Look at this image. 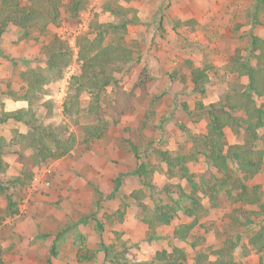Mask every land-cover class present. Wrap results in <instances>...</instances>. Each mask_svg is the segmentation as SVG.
<instances>
[{"label": "rangeland", "instance_id": "obj_1", "mask_svg": "<svg viewBox=\"0 0 264 264\" xmlns=\"http://www.w3.org/2000/svg\"><path fill=\"white\" fill-rule=\"evenodd\" d=\"M87 1L77 21L63 15L59 24L50 25L45 32L33 27L27 35L10 24L0 35V112L27 107V101L12 94L21 97L28 87L27 75L21 73L47 67L46 51L55 35L68 41L71 63L62 79L43 86L47 93L34 109L46 127L57 131L66 128L76 137L68 154L31 167V163L19 161L10 143L15 130L26 133L29 127L14 120L0 122V136L10 143L3 156L0 181L23 180L12 191L17 214L10 213L12 208L0 194V264H48L56 238L58 256L52 258L53 264H112L100 248L101 239L112 243L125 264H161L156 259L159 253L178 257L183 264H196L197 253H210L213 260L216 255L212 251L237 234L241 241L234 252L236 264H264V249L257 251L248 244L246 254L241 246L264 228V166L253 176L232 166L221 172L205 152L210 122L205 107L223 102L228 93L246 85V78L236 71L237 57L243 61L246 56L253 66L260 64L249 44L253 36L264 38V2L132 0L128 5L137 9L139 20L124 31L113 29L119 18L105 10L106 0ZM93 23H102L109 30L107 41L123 38L122 42L135 50L128 63L108 67V73L123 89L135 90V111L116 117V121L107 116L108 124L100 137L87 135L83 127L87 106L96 92L94 87H83L72 115L63 109L72 76L81 72L79 37L93 29ZM195 67L206 68L204 93L194 89ZM143 69L149 74L145 95L135 86ZM111 87H104L102 94L113 96ZM47 99L53 103L50 116L46 114ZM255 103L264 107V96H256ZM236 115L244 117L245 111L238 110ZM224 132L226 146L246 139L245 126H228ZM262 133L264 126L259 129ZM257 142L258 147L263 146ZM132 143L138 145L139 160ZM159 151H167L173 158L183 157L196 181L194 189L181 164L169 165ZM121 152L133 157L131 164L122 163L125 159L119 156ZM142 163L153 186L146 185L137 173L128 176L126 169L133 171ZM46 168H51V173L45 174ZM118 177L122 184L116 189L114 181ZM42 178L49 179L50 186L43 184ZM228 189L233 191L232 196L227 194ZM239 191H243V197ZM188 194L197 196L199 203L195 205L186 197L175 202L174 198ZM141 202L152 211L161 207L172 213L173 219L150 227L144 221ZM185 207H194V214H187ZM250 217L253 222L246 223ZM195 219L197 224L186 240L173 236L178 225ZM99 223L104 229L102 236ZM81 235L85 236L84 242L79 240ZM84 256L91 258L82 259Z\"/></svg>", "mask_w": 264, "mask_h": 264}, {"label": "trees", "instance_id": "obj_2", "mask_svg": "<svg viewBox=\"0 0 264 264\" xmlns=\"http://www.w3.org/2000/svg\"><path fill=\"white\" fill-rule=\"evenodd\" d=\"M131 1L106 0L104 4L105 10L119 18L118 24L112 25L114 26L113 29L126 31L129 24L138 22L137 9L128 5ZM260 1L264 2V0ZM87 2V0H68L67 3H64L63 0H29L28 3L24 4L22 0H0V35L7 30L10 24L18 26L24 32V35H27L28 30L33 27H38L41 32H45L50 25L59 24L61 19L64 18L63 15L68 16L66 17L68 20L77 21L81 10L85 8ZM92 27L93 29L88 33L79 37L78 57L81 61V72L72 76L69 87H67L68 92L63 109L66 114L72 115L74 108L79 104L83 87L87 85L94 87L96 92L87 106L84 115L86 121L83 123V127L87 135L100 137L108 124L107 116H111L116 121V117L129 115L135 111L136 107L132 101L135 90L127 91L123 89V86L116 81L115 76L108 73L110 65L126 64L131 61L134 58L135 50L122 42L123 38L122 40L120 39L121 41L116 42L114 40L107 41L106 35L109 30L104 29V24L93 23ZM93 33L95 35L92 36L91 34ZM53 40L52 45H49L46 51L48 55L47 67L45 69L41 68L39 71L31 69V73H21L23 77L27 75L28 87L21 97H18L15 92L12 93L14 97L27 101V107L15 110H2L0 112V122L14 120L22 122L29 127V131L26 133L15 130V135L10 143L15 146L13 150L19 161L24 165L31 163V167L50 158H58L60 155L68 154L76 142L75 134L69 133L66 128L57 131L51 127H46L37 118V112L34 109V105L39 103L47 93L43 86L49 81L62 79L66 68L71 63L72 52L68 41L57 35L54 36ZM250 41V52L259 58V66L250 64L246 56L243 61H239V57H237L236 62H238V65L236 71L239 75L246 78V85L243 89H236L234 93H228L223 102H212L205 107L210 116L208 150L205 151L207 157L221 172H227L232 166L236 171L246 176L255 175L264 166V133L259 134V129L264 126V107L257 106L255 103L256 96H264V38L253 36ZM205 71L206 68L203 67H195L192 70L194 89L200 93H204L206 90L207 74ZM148 81L149 74L146 69H143L135 86L144 95L147 93ZM109 85L112 86L113 96L102 94L103 89L105 90L104 87ZM139 98L141 101L142 96ZM46 102L48 112L46 114L50 116L53 111V103L50 99H47ZM241 109L245 111L244 117L236 115V111ZM228 126H245V141L226 146L224 129ZM257 141L262 142L263 146L258 147ZM10 143H6L5 138L0 136V170L3 166V156L8 151ZM132 145L139 160L141 157L138 145L133 143ZM28 150L30 153H27ZM159 152L163 160L169 165L177 166L181 164V169L184 170L183 174L194 189L196 181L189 168L183 163V157L177 156L173 158L167 151ZM136 173L143 177L146 185L153 186L152 181L147 179L146 164H140L136 169ZM32 177L34 175H30V178ZM18 181L23 183L20 177L0 181V194L6 198L8 207L12 208L10 211L12 214L18 213V209H15L17 202L13 199V192L16 191L14 188ZM239 192V196L243 197V193H241L243 191ZM232 193L233 191L228 189L227 194L232 196ZM134 194L132 193L133 196ZM185 197L195 205L199 203L198 197L191 194L180 195L179 198L174 199L175 202L179 203L180 199ZM140 206L145 211L144 221L150 227L169 223L173 219V214L162 210L161 207L152 211V209H148L144 202H141ZM184 209L187 214H194V207H185ZM196 222L197 220L195 219L190 223L179 225L175 228L173 236L179 240H186L187 236L195 228ZM252 222L251 217L247 218L246 223ZM97 228L102 236V232H104L103 226L99 223ZM62 232L59 233V236H61ZM79 240L84 242L85 236L81 235ZM240 241L241 235L239 234L235 237L227 238L221 247L212 251V254L216 255L215 259L209 258L210 253L200 251L195 256V262L196 264H236L234 252ZM57 242L59 240L56 238L51 248L48 264H52V258L58 256ZM248 244L254 246L257 251H262L264 249V228L254 233L248 243L241 244L246 254L250 250ZM99 245L105 252L106 258L112 264H125L123 257L116 254L117 252H115L112 243H105L101 239ZM90 258L84 256L82 259L89 260ZM156 259L161 261V264H183L178 257H172L165 253H159ZM137 264H150V262L143 261Z\"/></svg>", "mask_w": 264, "mask_h": 264}, {"label": "crops", "instance_id": "obj_3", "mask_svg": "<svg viewBox=\"0 0 264 264\" xmlns=\"http://www.w3.org/2000/svg\"><path fill=\"white\" fill-rule=\"evenodd\" d=\"M120 157H121V159H125V160H122V163H125V162H127L128 164H131V162H132V159H133V157L130 155L128 158L126 157V156H124V153L123 152H121L120 153V155H119ZM126 166V165H125ZM124 169H125V167H124ZM111 170V173H112V169H110ZM129 170V172H127L128 173V176L131 178V177H133V174H136V169H133V171L131 170V169H126V171H128ZM110 173V174H111ZM111 182H112V179H111ZM114 182H116V185H115V187L114 188H116L117 189V187H118V185L119 184H122V178L120 179V177H118L117 178V180L116 181H114ZM184 223H188V222H184ZM181 224H183V223H181ZM180 224V225H181ZM179 226V225H178ZM52 264H53V261H52Z\"/></svg>", "mask_w": 264, "mask_h": 264}, {"label": "built area", "instance_id": "obj_4", "mask_svg": "<svg viewBox=\"0 0 264 264\" xmlns=\"http://www.w3.org/2000/svg\"><path fill=\"white\" fill-rule=\"evenodd\" d=\"M62 33H64V31H62ZM72 39V38H71ZM45 174L47 173H51V168H46L45 171H44ZM39 178H38V175H36L35 177V181H37ZM42 182L43 184L47 185V186H50L51 184V181L47 178H42Z\"/></svg>", "mask_w": 264, "mask_h": 264}]
</instances>
